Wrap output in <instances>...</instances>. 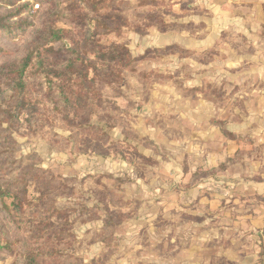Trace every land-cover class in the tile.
<instances>
[{"label": "rangeland", "instance_id": "374dc122", "mask_svg": "<svg viewBox=\"0 0 264 264\" xmlns=\"http://www.w3.org/2000/svg\"><path fill=\"white\" fill-rule=\"evenodd\" d=\"M101 1L0 0V21L30 4L10 21L23 30L0 31V187L18 197L5 199L10 216L0 204V264H30L32 252L36 264H264L239 262L252 253L233 250L246 244L244 206L225 200L235 182L264 175L241 80L226 74L223 53L184 48L181 27L170 43L147 37L177 12ZM54 28L66 30L63 41L49 42ZM113 47L130 54L107 71L97 51ZM73 61L108 77L78 114L53 72ZM42 169L56 182L48 195ZM21 197L24 222L14 209Z\"/></svg>", "mask_w": 264, "mask_h": 264}, {"label": "crops", "instance_id": "0c3cea01", "mask_svg": "<svg viewBox=\"0 0 264 264\" xmlns=\"http://www.w3.org/2000/svg\"><path fill=\"white\" fill-rule=\"evenodd\" d=\"M120 1L129 2L128 7L131 10L167 7L177 12L179 19L168 18L166 15L160 18L167 31L153 28L151 36L147 35L153 41L173 42L175 31L172 32L171 29L181 27L183 29L178 31V40L187 50H215L224 54L221 57L228 60L225 66L226 74L237 76L238 80H241L243 92L247 93L245 121L248 128H251L248 129L247 135L250 139L258 140L259 148L264 149V0ZM216 68L218 67L213 68L215 72L220 73ZM234 84L237 83H231ZM230 148L233 149V146ZM262 166L258 164L254 169L258 172L264 171ZM257 175L261 179L245 183L235 182L233 186L227 184L233 187V193H237L227 196L225 200L243 202V225L249 229V232L244 234L247 239L243 248L234 243L233 250L252 251L239 262H264V175ZM232 256V253L223 255L229 261Z\"/></svg>", "mask_w": 264, "mask_h": 264}, {"label": "trees", "instance_id": "16d2710c", "mask_svg": "<svg viewBox=\"0 0 264 264\" xmlns=\"http://www.w3.org/2000/svg\"><path fill=\"white\" fill-rule=\"evenodd\" d=\"M6 4L10 5L13 4L12 0H5ZM18 2L22 0H17ZM81 2H84V0H79ZM103 4H105V7L117 9L116 6L122 5L126 3L123 2H118L116 0H103L101 1ZM122 3V4H121ZM30 4L27 2L21 8L15 12L14 14H11L9 17H4L2 21H0V31H6V32H13L16 30H23V28L26 26L24 24H18V25H12L10 24L11 19H14L16 16L22 15L25 12L28 11ZM40 8V6H39ZM126 7L122 6V9ZM128 8V7H127ZM126 8V9H127ZM125 21H127L126 18H124ZM126 23V22H125ZM66 34V30L62 29H57L54 28L51 32V38L49 39L50 43H58L63 41L64 37ZM48 53L56 54V51L54 48H49L46 50ZM99 54L100 59L104 61H108L107 65V71L112 69V64L115 62H120L121 64L127 61L128 56H129V50L122 48V47H113L107 52H102V51H97ZM41 54V53H39ZM32 61V54L29 55L24 62L21 65L20 70L17 72L20 76V78L23 77L27 69L29 68L30 64ZM69 68V69H68ZM89 69H93V72L95 73V78H89ZM105 69H99V67L96 65L94 62H89L85 63L82 61L80 65H78L76 62H71L70 66H67L65 70L63 71H58V70H53L54 75L56 78H58L61 82V96L64 98L65 105L70 106L73 108V110L78 114L81 110L84 109H90L95 106V103L93 101V97H99L100 94L94 87L97 84V81L101 79L104 83H108V77L102 78V75L106 72ZM108 76V73H107ZM19 86V93L24 91V83L21 82V79L19 80L18 84ZM26 98L21 97L18 99V104L17 106L19 108H25L26 107ZM37 175L40 176L41 184L42 187L48 192L51 191L53 187H55L56 182L54 181V176L52 175L51 172L46 171V170H39L37 171ZM45 195V194H43ZM46 196V195H45ZM6 198H13L14 200L18 199L17 196L13 195L10 190H3L0 187V204L1 207L4 209V211L7 216H10L9 213V207L5 204V199ZM14 203V202H13ZM24 207H25V200L19 199L17 200V203H15V210L18 213H21L22 220L24 222L25 220V213H24ZM34 225V222H32ZM47 225L48 222H40V224ZM22 224V222H21ZM37 227V226H36ZM60 227V226H58ZM43 229H39L38 235H42ZM38 236V237H39ZM52 256V255H51ZM38 255L35 254V252H32L29 254V262L30 264H36V262L39 260Z\"/></svg>", "mask_w": 264, "mask_h": 264}]
</instances>
